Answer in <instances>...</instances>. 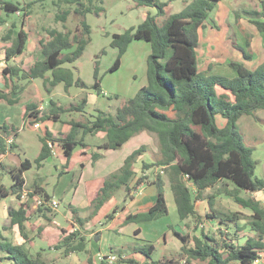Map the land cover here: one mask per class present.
<instances>
[{
	"label": "trees",
	"instance_id": "16d2710c",
	"mask_svg": "<svg viewBox=\"0 0 264 264\" xmlns=\"http://www.w3.org/2000/svg\"><path fill=\"white\" fill-rule=\"evenodd\" d=\"M132 1L136 8H151L157 13L146 12L140 25L113 35L111 47L117 49L118 54L109 71L114 73L121 68L122 59L132 43L146 42L151 47L147 60V86L141 88L135 97L122 101L114 112L97 110L96 115L89 119H71L68 134L53 137L47 130L41 138L39 156L34 161L25 159L19 168L10 170L12 195L22 201V195L27 191L28 197L20 210L9 211L8 224L3 230L10 231L18 227L25 242L16 245L0 235V264H49L43 257L46 250L33 252L27 247L31 246L32 240L25 223L29 220L28 212L33 210L36 196L46 201L53 199L43 188L28 190L24 174L34 165L42 166L52 156L51 143L59 144L64 156L70 160L77 148L89 147L88 138H101L103 143L98 145V151L92 155L95 164L104 152L120 150L128 141L144 132L154 138L157 153L144 145L127 157L124 165L108 175L100 190L92 194L90 214L87 217H82L78 209L72 207L77 228L65 232L66 236L55 249L63 250L65 256L84 253L89 256L88 264H94L88 249V239L83 234L84 226L120 192L123 191L129 199L133 191L130 186L138 176L135 165L148 153L151 161L143 162L142 172L157 169L152 181L157 190V200L147 212L129 215L124 226L167 217L168 188L180 221L194 219L195 222H203L196 203L205 201L210 207L206 218L217 220L220 224L217 232L201 231V234L195 235H183L169 225V230L181 243L180 258L187 264H255L263 258L264 207L255 199L242 198L240 193L264 191V180L256 177L254 149L245 146L238 122L243 116L264 110V62L253 71L242 64L230 63V67L238 74L234 78L208 76L199 72V31L206 28L210 14L222 0H194L176 14H170L171 2ZM47 2H51L57 10L55 21L62 23L65 30L43 28V34L39 33L37 37L42 59L27 69L8 65L3 70L7 87L12 94L19 95L24 90L21 82L40 79L48 93L63 84L67 94L71 88L76 87L103 95L100 57L94 63L95 82L91 86L66 66L81 59L91 45L92 28L87 22V16L102 15L106 11L103 0H32L26 4L0 0L1 24L6 23L11 15L20 16V24L13 22L3 36L5 42L11 43V46L5 48L6 60L10 62L24 55L31 40L29 29L34 20L36 5L44 8ZM240 16L236 14V23H239ZM245 17L264 35V0L261 1L260 9L248 11ZM75 19H78L76 29L67 30V23ZM247 46H251L250 41ZM238 48L247 59L252 58L241 46ZM104 54L105 51L102 52ZM0 102L14 106L20 103V99H12L10 95L0 92ZM88 103L89 95L86 93L80 96L77 103L68 106L58 105L51 99L45 113L38 109L36 103H30L24 107L23 118L32 126L46 121L61 122L62 115L84 116ZM218 116L226 121L224 127L218 125ZM0 128L2 156L15 149V144L7 143L6 139L18 137L20 128L8 123ZM79 175H76L73 187ZM148 179L140 177L137 186ZM8 196L9 191L1 185L0 201ZM223 196L253 212L247 224L249 233L241 234L244 229L240 224V213H222L217 209L218 198ZM118 209L116 207L108 215L109 220L114 218ZM35 211L49 221L56 215V210L48 206L39 207ZM140 233L136 231L137 235ZM244 238L247 239L243 242ZM133 250L143 256V262L134 258L125 259L120 255L115 264H180L178 258L156 260V245L153 241H146L143 245L135 244ZM102 264L107 262L102 261Z\"/></svg>",
	"mask_w": 264,
	"mask_h": 264
},
{
	"label": "crops",
	"instance_id": "0c3cea01",
	"mask_svg": "<svg viewBox=\"0 0 264 264\" xmlns=\"http://www.w3.org/2000/svg\"><path fill=\"white\" fill-rule=\"evenodd\" d=\"M9 2V0H2ZM22 1V2H21ZM15 3V4H22L24 0H21ZM32 0H28L27 2H31ZM180 0H170L169 2L172 3V5H175L177 2ZM183 1V7H181L178 11H175V7L173 8V13H179L181 12L189 3H191V0L189 1ZM232 1H237V0H232ZM250 2L251 0H245L242 5L245 6L246 3ZM262 0H260L261 2ZM186 2V3H185ZM243 2V0H239V3L235 4L234 2H231V0H222L218 4H226V8L228 7L230 9L231 13H237V9L234 8L235 5H239ZM13 3V2H11ZM51 2H47L44 4L46 5ZM104 3V0H103ZM52 5V4H51ZM41 5H36V8ZM104 6V5H103ZM218 6V5H217ZM216 6V7H217ZM131 9H134V12H137L135 16H132L128 18V23H130L128 28H125V30L131 28V27H136L141 24L143 21L144 15L146 12H152L153 14H156L157 11L155 9L151 8H136L135 4L133 2V5ZM260 9V5L259 8ZM215 10V9H214ZM106 12V11H105ZM104 12V13H105ZM245 15H241L239 18V23H236V16L232 18L233 22L235 23L236 27L239 28L240 32L249 29L251 32H254L256 29L254 26L251 27L248 21V19L245 17L247 14V10L242 11ZM102 13V14H104ZM213 13V12H212ZM120 16L124 18V16H127L126 12L120 11ZM212 14H210L211 16ZM16 18L19 17V15H15ZM12 18H8L7 22L4 24H1V28H7V31L10 28L9 20ZM15 22V21H13ZM12 22V23H13ZM208 22V21H207ZM206 22V28L200 29L199 34L201 30H205L209 32V26ZM11 23V24H12ZM252 25V24H251ZM217 26H214L215 28ZM242 27V28H240ZM229 28V27H228ZM212 30V28H210ZM19 30V29H18ZM17 30V31H18ZM124 30V31H125ZM16 31V34H17ZM123 31V32H124ZM122 32V33H123ZM7 33V32H6ZM5 33V34H6ZM115 34H120V33H115ZM113 34V35H115ZM255 34V33H254ZM5 36V35H4ZM255 36V35H254ZM38 37V35H37ZM264 38V37H263ZM2 41L5 43V46L3 47V51L0 54V59L3 60V62H0V71L4 70L8 65H13L20 67L22 69H27L30 65H32L35 61L41 60V52L39 51V59H36L33 63H31L27 68L21 67L19 64V61L22 60L27 53V51L30 49L38 48V38H37V43H33L32 40H30V46L22 55L21 57L15 58L14 60L8 62L5 58V48L11 46V43L5 42L2 37ZM136 42H142V41H136ZM135 43V42H134ZM146 43V42H145ZM133 44V43H132ZM131 44V45H132ZM87 50V49H86ZM117 50V49H116ZM118 51V50H117ZM86 52V51H85ZM128 53V52H127ZM126 53V54H127ZM85 54V53H84ZM124 55V57L126 56ZM84 56V55H83ZM123 57V58H124ZM217 57L213 60L215 61ZM80 60V59H79ZM78 60V61H79ZM207 60V59H206ZM77 61V62H78ZM208 62L212 61V58H208ZM229 61V60H228ZM227 61V62H228ZM218 64H221L219 62H216ZM67 66V65H66ZM246 67L248 68V64H246ZM50 75V74H49ZM2 76H3V71H2ZM4 88L0 89L1 93L8 94L11 96L12 99H21V94L25 91V89L28 88V86H31L33 83L37 85V88L40 89V101L42 102V105H39L36 102H29L26 104H21L20 103L14 106H18V114L16 116L14 115H9L8 112L10 109H8L6 106L3 105V103L7 104L6 102H0V127L8 123L10 125H14L18 128H20V132L18 137L14 138L13 144H15V149L12 151H8L5 155L0 156V186L3 185L6 190H8L7 185L2 179H5V175H1L2 170H5V173H8L10 175V170L13 168H19L22 161L28 158H21L20 157V165H18L14 161H8V157L14 153H20L19 155L21 156L22 153L26 150V147L20 142L19 137L21 135L22 128L20 127L22 122L28 127L30 124L29 122L25 121L23 118V112H24V107L27 104L30 103H36L38 105L39 110H46L44 105H47L45 102H49L50 100L53 99L55 100L58 105H66L68 102H72V96L67 94L66 92L60 93L58 96L56 95L57 91L61 86L64 87L63 84H60L57 86L51 93H48L47 90L44 88L43 81L38 79V80H33L30 82H21L24 85V90L19 94V95H14L11 93V89H9L6 85V80L4 79ZM26 83H28L26 85ZM27 86V87H26ZM74 88V87H73ZM72 89V88H71ZM88 90V89H87ZM65 91V90H64ZM91 93L90 95L92 97L96 96V91L90 90ZM103 95H98L97 98L102 97L105 99L107 96V93L104 92L103 88ZM81 92L86 93V89L83 88ZM11 93V94H10ZM17 96V97H13ZM69 99V100H68ZM114 100L110 99H105V102L102 104L96 103L93 104L91 102V98L89 97V103L88 106L85 110L84 116L85 115H91L94 111L93 115H96L97 110H102V111H109V109H112V103ZM48 103V105H49ZM69 103V104H70ZM2 104V105H1ZM8 106H11L7 104ZM12 106V107H14ZM115 111V110H114ZM83 115V114H82ZM92 116V115H91ZM90 116V117H91ZM61 122H54V121H46V122H41L38 123L40 125V138L39 141L41 143L40 145V152L42 149V142L41 138L44 136V134L47 132L51 133L53 137H59L60 135L63 134H68L70 132L71 126L69 125V121L71 119H64L63 117L61 118ZM32 126V125H30ZM34 127V125L32 126ZM31 127V128H32ZM24 127L23 129H25ZM33 130L37 131L36 129L32 128ZM139 136V135H138ZM140 136H143V145L142 146H148L151 148V150L155 153H157L158 148L151 146L149 140V134L144 132L140 134ZM139 136V137H140ZM136 138H138L136 136ZM136 138H132L130 141H128L120 150H109L103 153V157L98 160L95 164H93V159L92 155L93 153L98 151V145H101L103 143V139L101 138H88L87 142L89 143V147L82 149V148H77L73 156L70 160H68L64 156V152L62 148L59 146V144H52L50 146L52 148V156L47 159L42 166H36L34 165L29 171H27L24 174V177L26 179V187L30 191H34L36 187H40L45 189V191L52 197V199L57 200L59 203V207L56 210V215L49 221L43 216L37 214V211L33 208V210H30L29 213V220L26 221L25 226L28 231L29 237L31 238V246H34V250L36 252L46 250L45 254H52L53 246L58 245L61 240L66 236L65 232L68 233L72 229L76 230V223L73 220V213L71 208L78 209L79 214L82 217H87L90 214V207H91V196L93 193L97 192L100 190V188L103 186L105 178L110 175L111 173L116 172L119 170L123 165L127 157H129L133 152L138 150L141 146H139V142L135 141ZM9 139V138H8ZM8 139H6V142L8 143ZM92 140H97L98 143L91 144L90 142ZM39 152V154H40ZM38 154V156H39ZM37 156V157H38ZM36 157V158H37ZM35 158V159H36ZM150 155L147 153L143 155L138 163L135 165V169L138 173L137 178L132 182L131 184V189L133 191L129 195V199L127 200L126 194H123L124 192H120L117 196H120L122 194L121 198L123 201L124 198V204L122 207H120V199L117 201L116 197H114L112 200H110L98 213V215L89 223H87L84 226L85 232L83 233L87 239H88V249L90 251V256L93 259L94 264H102V261H106L107 264H110L108 257L115 256L116 258H120V255L123 256L125 259L129 258H134L140 262L144 261V258L140 254H136L133 250V247L135 244H140L143 245L146 241H153L155 242L156 245V252L154 254V258L156 260H160L156 258L157 252L160 249H162V252H165L167 250H170L173 247H175L178 252L176 253L177 256L173 258L170 257L171 259H179L180 264L186 263L185 260H182L180 258V249H181V243L180 241L173 235L171 234V231L169 230V225H172L175 230L183 235L188 234V235H195L198 234L195 230L192 232L187 231L186 233L183 232V230L180 229L181 226H183L182 221H180L177 210L173 201L172 194L170 190L167 188V201H168V207H169V215L167 217H164L160 220L154 221V222H147V223H141V224H129L127 226H124V221L126 218L131 215V214H137V213H142V212H147L150 208H152L157 200V190L155 186L153 185V175L156 172L155 169L146 171L145 173L142 172V165L143 162H150L151 158ZM34 159V160H35ZM30 160V159H29ZM33 160V161H34ZM32 161V160H31ZM4 162H10V164H16V165H10V164H5ZM84 165V166H83ZM36 170L31 176H29V172L32 170ZM142 172V173H141ZM80 173L79 178L76 182L75 187H73V183L76 180V175ZM2 176V177H1ZM149 177V182H145L141 184L140 186H137V181L140 179V177ZM12 181V177H11ZM10 181V188L13 184V182ZM51 191H50V190ZM9 191V190H8ZM219 199V198H218ZM25 201H20L18 200L15 196L12 195V191L10 189L9 191V196L2 201H0V213L3 214L4 218L6 219L5 221L8 222V217H9V211L11 209L13 210H20L22 208V205ZM200 202H205V201H200ZM33 203V201H32ZM198 203V202H197ZM197 203H196V209H197ZM207 203V202H206ZM170 205L173 207V212L170 210ZM208 205V203H207ZM119 207L117 213L115 214L114 218L109 220L108 215L116 208ZM62 208L64 210H62ZM210 209V207H209ZM198 211V210H197ZM210 212V210H209ZM209 212H206L205 215ZM199 213V211H198ZM200 214V213H199ZM172 215L174 218V224L171 223L169 216ZM201 215V214H200ZM202 219H207L206 216H202ZM189 221L194 220V219H188ZM188 220L184 222V226L186 229H190V225L188 224ZM188 221V222H187ZM203 221V220H202ZM215 221V220H213ZM195 222V220H194ZM154 225H160L159 227L154 228ZM218 223V227H219ZM146 226V228H145ZM151 226L150 228H148ZM74 227V228H73ZM153 227V230H150ZM196 225L194 229H196ZM32 228L37 229V235H32L31 230ZM139 230L141 233L136 234V231ZM11 231H13L15 237L18 239L17 241L11 240L8 236L4 235L3 229L0 235L3 237L7 238L9 241H11L13 244L16 245H22L24 244L25 240L21 236V233L19 231L18 227H14ZM166 236L164 239V244L162 245V248L160 245H158V240L160 237ZM167 236L170 238V240H167ZM171 237H173L171 239ZM62 252L64 258H67L68 260H75L74 262L76 264H88V258L89 256L86 255V259L83 261L80 258V255L84 254H70L69 256L64 255L63 250H58ZM45 254H43V257L47 260L49 264H54L52 261H50ZM174 254V255H176ZM167 254L163 255V259H167ZM264 258V257H263ZM101 260V261H100ZM182 261V262H181ZM66 260L64 259L63 264H65ZM258 262V261H257ZM187 264V263H186Z\"/></svg>",
	"mask_w": 264,
	"mask_h": 264
},
{
	"label": "rangeland",
	"instance_id": "374dc122",
	"mask_svg": "<svg viewBox=\"0 0 264 264\" xmlns=\"http://www.w3.org/2000/svg\"><path fill=\"white\" fill-rule=\"evenodd\" d=\"M21 1V0H18ZM28 0H24L22 4H26ZM163 2H169L170 0H162ZM189 1V0H185ZM194 0H191V2ZM239 5H235L234 8L237 9V13L239 15H245L242 11L243 10H257L259 8V5H261L260 0H251L250 2L246 3L245 6L242 5V3ZM9 2L16 3L17 0H9ZM22 2V1H21ZM235 4L239 3V0L232 1ZM186 3V2H185ZM135 4V3H134ZM183 1L180 0L175 5H172L170 8V14H174L173 8L175 7V11H178L181 7H183ZM106 12L102 15L97 14H89L87 16V22L92 28V43L87 48L84 56L75 64L73 65H67L68 68L72 69L73 72L77 77H80L85 84L88 86H91L94 84V63L99 58L100 60V77H102V88L105 93H107V96L105 99L114 100L112 103V109H109V111H113L117 109V107L120 105V103L124 100L130 99L135 97L137 92L147 86V60L151 54V47L148 43L145 42H135L133 43L126 56L122 59V65L121 68L112 73L109 71L111 66L114 64L118 51L111 47L112 37L115 33H122L125 28H128L127 26L130 25L128 23V18L135 16L137 12H134V9L132 10L131 7L133 5L132 0H104L103 3ZM226 4H218V6L215 8L212 15L208 19L207 24L211 26L212 30L209 28V32L205 30H201L199 36H200V46L197 49V57H198V69L200 73H206L208 76H223L226 78H234L238 74L233 68L230 67V63L235 62L242 64L246 66L248 64V69L255 70L257 66L262 64L264 62V35L260 34L256 29L254 32H251L249 29L240 32L239 28L236 27L235 23L233 22L232 17H235V13H231L230 9L226 6ZM120 11L126 12L127 16L121 17ZM57 10L48 3L46 7L39 6L36 8V13L34 16V20L32 22V25L30 27L31 32V40L33 43H37V35L43 34V28H57L59 30H65L62 23H57L55 21V14ZM231 14V15H230ZM11 20H9V24L13 21H17L20 24V16L18 18L15 17V15H11ZM78 25V19H75V21L68 22L66 27L67 30L70 29L74 31ZM214 26H217L213 28ZM251 27L253 25L250 24ZM229 27V28H228ZM242 28V27H240ZM254 28V27H253ZM7 28L2 29L0 25V54L3 51V47L5 46V43L2 41V37L7 32ZM255 33V34H254ZM255 35V36H254ZM250 41L251 46H247V43ZM241 46L247 54H250L252 56L251 59H247L244 55L243 51L238 48V46ZM30 43L27 46V49L29 48ZM40 47L30 49L25 54L24 58L19 61V64L23 68H27L31 63H33L36 59L40 58ZM105 51V54L102 55V52ZM1 56V55H0ZM216 62H219L221 64L215 63L213 61L215 58ZM208 58H212L211 62H208ZM207 59V60H206ZM229 60V61H228ZM228 61V62H227ZM0 62L2 63L3 60L0 59ZM2 71H0V89L4 88V80L2 76ZM28 83H26L27 85ZM27 87V86H26ZM83 88H72L70 89V95L72 96V102L71 103H77L80 99V96L84 94L81 92ZM64 93V87L61 86L59 90L57 91L56 95L58 96L60 93ZM40 89L37 88V85L33 83L31 86H28L27 89L21 94V104H26L29 102H36L39 105H42V102L40 101ZM91 91L86 89V94L89 95L91 98V102L95 104H102L105 102V99L102 97L97 98L98 94L96 96L92 97L90 95ZM69 94V93H68ZM13 97H17L14 96ZM69 100V99H68ZM47 105L45 106L46 110H42V112H46L49 108L48 103L45 102ZM70 102H68L65 106H68ZM70 103V104H71ZM2 105V104H1ZM4 106H6L10 111L8 112L9 115L16 116L18 114L19 107L18 106H8L7 104L3 103ZM91 115L94 114V111H92ZM91 115H85L81 116L78 114H74L72 116L70 115H62L64 119H75V120H81V119H89ZM218 125L220 127H224L226 124V121L222 118V116H218L217 118ZM20 127H26L25 129L22 128V133L19 137L20 142L26 147V150L24 153L19 155L20 153H14L10 155L7 159L8 161H14L18 165H20V157L21 158H28L30 160H34L39 152H40V125L35 128L32 126H26L24 122H22ZM36 129L37 131L33 130L32 128ZM238 129L241 132L243 136V142L245 146L253 148V160L256 163V177L259 179L264 180V110H260L253 115L250 116H243L239 122H238ZM140 136V135H139ZM137 136L135 141L139 142V146H142L144 143L143 136ZM150 145L157 147L156 142L154 138L149 135ZM91 144L98 143L96 140H92L90 142ZM150 159V158H149ZM5 164H10V162H4ZM10 165H16V164H10ZM157 171V170H156ZM5 170H2L1 175H5V179H2L7 185L8 190L10 191V181L11 177L8 173H5ZM36 170H32L29 172V176H31ZM142 173V172H141ZM1 176V177H2ZM12 182V181H11ZM146 182H149L147 180ZM231 189L233 186L230 187ZM50 190V189H49ZM51 191V190H50ZM123 192V191H122ZM121 192V193H122ZM125 194V193H123ZM116 196V200L118 201L122 196ZM240 196L244 199H255L261 203V205L264 207V191L252 193L250 191H242L240 193ZM120 201V207L124 204V198ZM217 209L222 213H240L241 214V226L243 227V233L241 234H247L249 233V228H247V224L249 223V220L251 219L253 212L250 209H245L241 207L239 204H237L233 199L223 196L218 199V206ZM62 210H64L62 208ZM170 210L173 212V207L170 205ZM197 210L199 213L205 217V213L209 212V206L206 202H198L197 203ZM210 213V212H209ZM170 221L172 224H174L175 220L172 217V215L169 216ZM3 214L0 213V233L2 232V229L4 226L8 224V222L5 221ZM189 221V220H188ZM187 221V222H188ZM186 223V222H185ZM218 221L215 220H208L203 219V222H194V220H191L188 222L190 225V229H186L184 226V222H182L183 226L180 227L183 232H192L196 231L198 234H201V231L205 232H217L220 228V225L218 227ZM195 225L199 228L194 229ZM149 226L148 228H150ZM159 227L160 225H154V228ZM146 228V226H145ZM153 230V227L150 229ZM4 231V230H3ZM224 231L226 232V227H224ZM232 231V230H231ZM32 235H37V229L32 228L31 230ZM172 234V232H171ZM4 235L8 236L11 240L17 241L18 239L15 237L13 231H5ZM173 237H171L172 239ZM247 238L243 239V242L246 241ZM167 240H170V238L167 236ZM164 244L163 237H160L158 240V245L162 248V245ZM55 246H53L52 254L45 256L52 261L54 264H63L64 259L66 260L65 264H76L75 260H68L67 258H64L62 252L55 249ZM33 252H36L34 249V246L28 245ZM178 250L175 249V247L172 246L170 250H167L165 252H162V249L159 248L156 258L162 260L163 255L167 254V259H171L170 257L177 256ZM176 254V255H174ZM264 257V254L262 255ZM80 258L84 261L87 257L85 254L80 255ZM101 261V260H100ZM180 261V260H179ZM182 262V261H181ZM264 258H262L260 261L256 262L255 264H263ZM115 264V263H114ZM186 264V263H182Z\"/></svg>",
	"mask_w": 264,
	"mask_h": 264
},
{
	"label": "built area",
	"instance_id": "2783aa9c",
	"mask_svg": "<svg viewBox=\"0 0 264 264\" xmlns=\"http://www.w3.org/2000/svg\"><path fill=\"white\" fill-rule=\"evenodd\" d=\"M38 126L39 124H36L34 127L37 128ZM0 133H1V128H0ZM13 142H14V137L12 136L8 139V143L12 144ZM50 146H52V144H50ZM27 197H28V192L25 191L22 195V201H26ZM34 201H35L34 206H33L34 209H37L43 206H48V207H51L57 210L59 207L58 201L54 199L50 201H46L43 197L36 196L34 198ZM108 260L110 264H114L117 261V258L115 256H111V257H108Z\"/></svg>",
	"mask_w": 264,
	"mask_h": 264
}]
</instances>
